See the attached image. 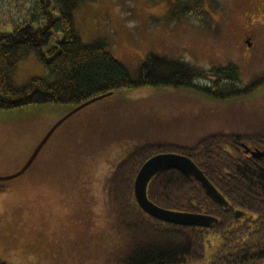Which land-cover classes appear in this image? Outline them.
<instances>
[{
	"label": "trees",
	"instance_id": "obj_1",
	"mask_svg": "<svg viewBox=\"0 0 264 264\" xmlns=\"http://www.w3.org/2000/svg\"><path fill=\"white\" fill-rule=\"evenodd\" d=\"M84 1L37 0V16L10 25V30L0 25V110L47 104L74 109L111 93L87 107L95 105L87 118L63 131L85 108L61 125L31 167L36 162L49 165L58 154L65 164V183L84 186L94 198L106 246L111 245L112 226L104 221L114 217L119 223L127 248L123 264H264V157L256 158L243 147L264 150V106L254 104L256 100L264 104L258 101L261 96L254 97L264 85V75L241 85L236 64L207 71L150 54L140 64L137 78H132L107 51L105 41H83L74 14ZM167 2V22L209 16L206 0ZM55 32L62 39L51 46ZM32 54L47 75L17 85L18 64ZM144 86L189 89L199 96L130 99L120 93ZM190 98L205 104L192 106ZM161 153L191 158L229 206L215 203L196 179L177 170L164 171L150 182L149 199L166 209L214 216L219 221L213 228L165 223L138 205L136 177L150 158ZM44 171L40 167L34 173L40 177ZM6 183L0 182V194L7 191ZM237 209L243 217H237ZM208 248L212 250L207 257Z\"/></svg>",
	"mask_w": 264,
	"mask_h": 264
},
{
	"label": "rangeland",
	"instance_id": "obj_2",
	"mask_svg": "<svg viewBox=\"0 0 264 264\" xmlns=\"http://www.w3.org/2000/svg\"><path fill=\"white\" fill-rule=\"evenodd\" d=\"M209 2L206 0L205 7L208 17L204 14L167 22V0H85L74 14L75 27L86 44L105 41L107 51L132 78H137L140 64L150 54L182 60L207 71L236 64L241 85L263 76L264 26L259 24L264 21V13L254 12L237 0ZM37 6V0H0V25H8L5 28L10 30V25L37 16ZM250 26L261 34L255 43L260 49L258 56H253L244 40ZM61 39L62 34L55 32L51 46ZM46 75V67L32 54L18 64L14 81L23 85L33 77ZM120 93L130 99L179 93L199 96L189 89L159 86ZM260 96L258 101L263 102L264 85L254 92L255 98ZM190 100L192 106L205 104L196 98ZM254 104L264 106L257 100ZM71 110V105L54 104L0 110V177L17 173L49 127ZM94 111L95 105L85 109L65 124L63 131ZM53 160L42 166L36 162L25 174L6 181L8 189L0 194V260L8 264H123L127 248L117 220L113 217L104 221L112 226L111 245L106 246L94 198L84 186L65 183V164L58 154ZM40 167L45 171L39 177L34 172ZM211 250L208 248L207 257ZM112 256L113 261H109Z\"/></svg>",
	"mask_w": 264,
	"mask_h": 264
},
{
	"label": "water",
	"instance_id": "obj_3",
	"mask_svg": "<svg viewBox=\"0 0 264 264\" xmlns=\"http://www.w3.org/2000/svg\"><path fill=\"white\" fill-rule=\"evenodd\" d=\"M111 93L93 98L80 106L71 110L68 114L58 120L42 138L40 143L36 146L33 153L29 157L25 165L15 174L8 177H0V181H10L25 174L32 164L35 162L44 146L48 143L50 138L56 130L63 125L68 119L75 114L81 112L90 105L109 97ZM247 153H251L256 158L264 157V150H251L246 145H243ZM169 170H177L187 178L196 179L204 188L208 197L215 203L228 207L229 202L223 194L213 185V183L206 177L204 172L197 166V164L188 156L178 153H161L150 158L140 169L134 185V192L136 200L141 209L153 218L165 223H170L185 227H200L213 228L219 221L218 218L202 213L181 212L166 209L153 203L148 196V187L150 182L160 173ZM238 218L243 217L244 213L240 210L236 211Z\"/></svg>",
	"mask_w": 264,
	"mask_h": 264
},
{
	"label": "flooded vegetation",
	"instance_id": "obj_4",
	"mask_svg": "<svg viewBox=\"0 0 264 264\" xmlns=\"http://www.w3.org/2000/svg\"><path fill=\"white\" fill-rule=\"evenodd\" d=\"M237 2H240L245 7L253 8L254 12L264 13V0H237ZM259 25L264 26V21L260 22ZM259 35L261 36V34H258V32L254 30L253 26L246 28L244 33V40H247L249 44L248 48L253 50V56H258L256 53L258 52V50H260L257 49V45L255 44L258 43L256 39L257 37H259ZM254 39L256 40V42L253 41Z\"/></svg>",
	"mask_w": 264,
	"mask_h": 264
}]
</instances>
